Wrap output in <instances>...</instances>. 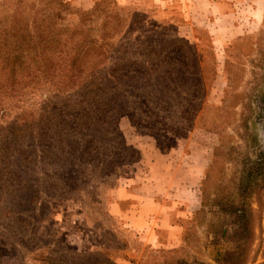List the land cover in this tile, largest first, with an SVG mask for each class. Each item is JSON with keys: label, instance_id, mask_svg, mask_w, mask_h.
<instances>
[{"label": "rangeland", "instance_id": "374dc122", "mask_svg": "<svg viewBox=\"0 0 264 264\" xmlns=\"http://www.w3.org/2000/svg\"><path fill=\"white\" fill-rule=\"evenodd\" d=\"M52 1L0 0V19L20 9L28 18L36 11L55 17L58 8ZM63 1L68 10L60 14L64 20L55 22L70 29L78 24L81 11L95 7L84 9L74 1ZM128 2L102 4L101 10L108 13L106 27L116 30L121 24V32L111 41L130 47L149 41L148 45L165 48L170 61L188 68L184 73L190 79L185 92L189 104L181 109L180 117L166 118L168 114L162 116L141 102L139 128L127 116L121 117L125 142L139 156L146 155L148 164H142L141 158L123 165L114 186L95 181L79 185L68 176L76 193L51 201L49 219L39 222L55 233L41 247L50 254H91L103 249L110 255V264H264V21L256 31L236 34L225 30L228 25L219 22V16L215 21L214 16L204 14L192 21L176 10L164 12L157 5ZM100 19L87 26H101ZM84 98L80 92L59 94L49 87L34 90L11 103L16 107L9 109L0 130L22 110H60ZM133 178L139 184L153 185L159 196L166 193L161 188L170 187L168 200L175 199L170 195L175 190L184 199L190 189L196 190L197 201L187 217L180 205L169 204L153 209L158 214L148 220L161 236L171 231L173 223L180 227L177 242L153 247L112 211L116 190ZM130 205L121 204L124 209ZM33 251L32 245L22 238L15 240L0 222L1 263L44 264L33 260Z\"/></svg>", "mask_w": 264, "mask_h": 264}, {"label": "trees", "instance_id": "16d2710c", "mask_svg": "<svg viewBox=\"0 0 264 264\" xmlns=\"http://www.w3.org/2000/svg\"><path fill=\"white\" fill-rule=\"evenodd\" d=\"M105 2L98 0L91 11H81L72 29L55 22L64 20L60 14L68 10L63 0L52 1L58 8L55 17L36 11L28 18L20 9L0 19L1 126L9 109L16 107L11 103L34 90L49 87L59 94L85 96L60 110H22L0 130V222L15 240L32 245L33 260L44 264L111 263L103 249L91 254L44 252L41 246L55 231L39 221L49 219L51 201L76 193L68 176L79 185L95 181L114 186L120 167L141 160L120 132L121 117L139 128L141 102L162 116L168 114L166 118L180 117L189 104L188 68L170 61L165 48L149 41L133 48L112 42L121 24L116 30L106 27L108 13L101 10ZM113 16L119 21L117 13ZM99 19L101 26H87ZM259 166L260 172L261 162Z\"/></svg>", "mask_w": 264, "mask_h": 264}, {"label": "crops", "instance_id": "0c3cea01", "mask_svg": "<svg viewBox=\"0 0 264 264\" xmlns=\"http://www.w3.org/2000/svg\"><path fill=\"white\" fill-rule=\"evenodd\" d=\"M75 4L83 7L84 9H90L95 5L96 0H70ZM123 4L129 3L131 0H118ZM143 3L148 6L163 7L164 12L168 10H176L188 19L197 21L196 16L199 15H211L214 16L215 21L219 16V22L224 25H228L225 30L234 31L236 34L239 32L256 31L260 29L261 24L264 21V0H134ZM215 21L213 23H215ZM220 29H223V27ZM147 156L143 155L140 162L148 164ZM163 159V158H161ZM149 172V170H148ZM138 178V176H136ZM127 181V180H126ZM154 189H151V188ZM188 187V186H187ZM166 188V189H165ZM166 190V193L159 196L153 185L139 184L136 179H129L127 183L121 184L116 190V202L112 204V211L118 216L124 219L126 224L131 225L134 229L139 230L141 238L153 247H160L166 243L171 244L177 242L180 237V227L174 226V223L170 225L171 231L166 232L165 236H161L155 229L153 222H149L151 216L158 214L156 208H162L170 204L175 207L181 206L179 210L183 208L184 217L189 214L192 203L196 198V190L194 188L188 191L187 198L179 196V192H170V195L175 199L166 198L170 187L161 188L160 191ZM175 189V188H173ZM180 190V188H177ZM194 192V194H193ZM180 197V198H179ZM194 197V198H193ZM197 201V198H196ZM122 202H128L132 205L128 209L122 208ZM182 205H185L182 207ZM151 208V209H150ZM180 213V212H179ZM167 214V213H165ZM181 215V213H180ZM162 237H164L162 242Z\"/></svg>", "mask_w": 264, "mask_h": 264}]
</instances>
